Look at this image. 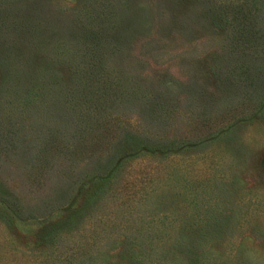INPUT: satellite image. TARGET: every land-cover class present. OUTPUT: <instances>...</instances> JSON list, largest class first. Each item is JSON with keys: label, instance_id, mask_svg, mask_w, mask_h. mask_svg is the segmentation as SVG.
Wrapping results in <instances>:
<instances>
[{"label": "rangeland", "instance_id": "rangeland-1", "mask_svg": "<svg viewBox=\"0 0 264 264\" xmlns=\"http://www.w3.org/2000/svg\"><path fill=\"white\" fill-rule=\"evenodd\" d=\"M0 264H264V0H0Z\"/></svg>", "mask_w": 264, "mask_h": 264}]
</instances>
